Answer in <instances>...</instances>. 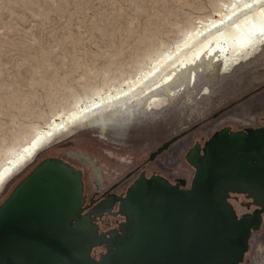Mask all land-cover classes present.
Wrapping results in <instances>:
<instances>
[{"label": "rangeland", "instance_id": "374dc122", "mask_svg": "<svg viewBox=\"0 0 264 264\" xmlns=\"http://www.w3.org/2000/svg\"><path fill=\"white\" fill-rule=\"evenodd\" d=\"M216 2L0 0V160L10 145L54 110L71 106L76 97L96 87L106 88L134 74L148 62L150 55L172 43L196 17L210 13ZM263 46L264 38L250 56ZM216 82L219 85L210 101L205 98L209 95L205 86L196 94L204 99L194 104L195 110L189 107L192 104L183 103V96L178 97L167 103L159 117L144 118L131 125L121 142L107 140L89 128L77 129L72 136L56 140L4 185L0 205L47 158L63 159L83 171V195L87 202L99 191L91 186L87 167L70 159L69 151L85 153L97 166L101 164L107 173L102 170L108 181L105 188L119 183L117 194H125L143 172L146 176L162 174L170 180L190 181L194 168L185 155L196 143L203 146L223 126L233 130L264 126V55L231 67ZM204 92L206 95H201ZM184 131L187 133L183 137L150 160L151 152ZM106 152L129 159L128 167L119 174L112 171ZM130 173L136 176L128 179ZM248 200L237 194V199L231 196L229 202L241 215L254 209L253 205L244 204ZM97 218L100 231L118 227L111 214H105L103 221ZM118 219L125 221L124 217ZM261 248L264 252V214L260 229L248 239L243 263L260 264L257 258ZM101 253H105L104 245L94 247L91 252L97 259Z\"/></svg>", "mask_w": 264, "mask_h": 264}, {"label": "water", "instance_id": "95a60500", "mask_svg": "<svg viewBox=\"0 0 264 264\" xmlns=\"http://www.w3.org/2000/svg\"><path fill=\"white\" fill-rule=\"evenodd\" d=\"M185 159L194 168L190 181L141 173L125 196L102 201L89 213L77 178L55 159H44L0 205V264H244L248 239L263 221L264 126H223ZM231 193L244 195L255 208L238 215ZM116 202L125 221L99 232L95 218L116 214ZM100 245L105 253L96 260L91 252Z\"/></svg>", "mask_w": 264, "mask_h": 264}, {"label": "bare ground", "instance_id": "6f19581e", "mask_svg": "<svg viewBox=\"0 0 264 264\" xmlns=\"http://www.w3.org/2000/svg\"><path fill=\"white\" fill-rule=\"evenodd\" d=\"M233 3L234 0H217L210 13L196 17L172 43L150 55L148 62L134 74L106 88L96 87L90 93L76 97L71 106L54 110L41 124L32 125L34 127L29 133L10 145L0 160V191L41 150L56 140L72 136L77 129H93L107 140L121 142L127 137L131 125L135 126L144 118L152 120L159 117L165 112L167 103L178 97L183 96V103L192 104L189 107L195 110L194 104L204 99L197 98L196 94L199 95L205 86L204 91L209 94L205 98L210 101L219 85L216 82L219 77L227 74L231 67H239L245 60L264 55L263 46L250 56L264 38V32L260 30L264 26V5L256 4L247 14L236 12L233 15ZM204 94L206 92L201 95ZM37 130L52 131L53 135L31 154L21 155L22 149L35 138ZM106 153L109 167L118 174L130 163L123 156ZM68 154L86 164L95 163L85 153L69 151ZM168 157L171 158L172 154ZM55 162L77 178L83 197V171L63 159L56 158ZM94 211L101 212L98 208ZM83 224L92 234L94 226L88 216H84ZM259 251L257 260L264 264V252L262 248Z\"/></svg>", "mask_w": 264, "mask_h": 264}, {"label": "flooded vegetation", "instance_id": "af4514ba", "mask_svg": "<svg viewBox=\"0 0 264 264\" xmlns=\"http://www.w3.org/2000/svg\"><path fill=\"white\" fill-rule=\"evenodd\" d=\"M70 159L76 160L77 162H80L83 166L87 167L90 184H91V186L95 190L99 191L93 197H90V199L87 202L86 201L84 202V205H83L84 208H85L84 213H89V210L91 208H93L95 205H97L98 203H100L102 201L109 200L113 196H116V197H123V196H125V194H117V192H116V189L118 188V184L119 183H116L114 186H111L109 188H105V186H106V184H107L108 181L104 178L103 171L105 172V170H104V168H103V166L101 164L97 166L96 165V161H95L94 165L86 164V163L82 162L81 160H79L78 158H75L73 156H70ZM153 175H161V176L167 178L171 182H174L175 179H176V178H174L173 180H170L168 177H166V176H164L162 174H153ZM153 175H151V176H153ZM82 176H83V172H82ZM135 176H136V174L130 173V174H128L127 177H128V179H130V178H134ZM145 176H146V174H145ZM151 176H146V177H151ZM82 182H83V179H82ZM101 191H102V193H101ZM83 193H84V183H83ZM118 205H119L118 202H116L114 204V206H113V212L116 213V214L111 215V217L116 220V224H119L120 223V220L118 219V217L119 218L123 217L122 215L118 214ZM103 214L104 215L105 214L106 215H109L107 212H105ZM104 215L100 216V219L102 221H103V216ZM97 220H98V218H97ZM97 223H98V221H97ZM110 229H113V228H110Z\"/></svg>", "mask_w": 264, "mask_h": 264}, {"label": "snow or ice", "instance_id": "6c2138e0", "mask_svg": "<svg viewBox=\"0 0 264 264\" xmlns=\"http://www.w3.org/2000/svg\"><path fill=\"white\" fill-rule=\"evenodd\" d=\"M256 4L264 5V0H234V3L232 5L234 9L233 15H235L236 12H239L241 14H247L253 9L254 5ZM240 5H242V7H239ZM262 11H264V9H262ZM229 19H231V17H229ZM260 30L264 32V26H261ZM34 135L35 138L31 141L28 147L22 149L21 155L31 154V152L34 151L39 145H41L46 138H50L53 135V132H44L37 130Z\"/></svg>", "mask_w": 264, "mask_h": 264}, {"label": "built area", "instance_id": "2783aa9c", "mask_svg": "<svg viewBox=\"0 0 264 264\" xmlns=\"http://www.w3.org/2000/svg\"><path fill=\"white\" fill-rule=\"evenodd\" d=\"M231 196L234 197L235 200L237 199V194L231 193V194H230V198H231ZM244 204H245L247 207H249L250 205H252V204H249V200H248L247 203H244ZM95 222H96V224L98 225V223H97V217L95 218ZM123 222H124V221H123ZM120 223H122V222H120ZM120 223H119V224H120ZM119 224H118V226H119ZM98 227H99V225H98ZM117 228H118V227H117ZM117 228H116V229H117ZM99 232H101V231L99 230ZM101 254H104V253H101ZM101 254H100V255H101ZM91 255H92V254H91ZM92 256H94V258L97 260V258H96L95 255H92ZM98 259H99V258H98Z\"/></svg>", "mask_w": 264, "mask_h": 264}]
</instances>
